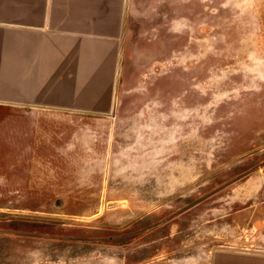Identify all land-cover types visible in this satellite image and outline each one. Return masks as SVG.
Instances as JSON below:
<instances>
[{"label":"rangeland","instance_id":"374dc122","mask_svg":"<svg viewBox=\"0 0 264 264\" xmlns=\"http://www.w3.org/2000/svg\"><path fill=\"white\" fill-rule=\"evenodd\" d=\"M106 2L99 114L0 127V264L264 259V0H129L121 60Z\"/></svg>","mask_w":264,"mask_h":264},{"label":"crops","instance_id":"0c3cea01","mask_svg":"<svg viewBox=\"0 0 264 264\" xmlns=\"http://www.w3.org/2000/svg\"><path fill=\"white\" fill-rule=\"evenodd\" d=\"M106 7V0H0V127L10 119L99 114L92 106L93 95L84 98L83 90L98 87L97 50L88 45L98 44ZM120 14L119 59L129 14L127 0ZM89 70L94 74L88 79ZM118 78L119 62L116 87ZM31 127L12 126L11 136L20 140L18 146H30ZM208 264H264V259L216 253Z\"/></svg>","mask_w":264,"mask_h":264},{"label":"water","instance_id":"95a60500","mask_svg":"<svg viewBox=\"0 0 264 264\" xmlns=\"http://www.w3.org/2000/svg\"><path fill=\"white\" fill-rule=\"evenodd\" d=\"M128 1V3H129V0H127ZM123 50V49H122ZM121 57H122V51H121ZM120 60H121V58H120ZM120 67H121V62L119 63V73H120ZM120 75V74H119Z\"/></svg>","mask_w":264,"mask_h":264}]
</instances>
